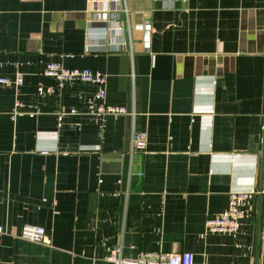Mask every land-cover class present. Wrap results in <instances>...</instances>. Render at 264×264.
<instances>
[{
    "label": "crops",
    "instance_id": "obj_1",
    "mask_svg": "<svg viewBox=\"0 0 264 264\" xmlns=\"http://www.w3.org/2000/svg\"><path fill=\"white\" fill-rule=\"evenodd\" d=\"M49 62L104 74L128 113H90L94 86L56 83ZM16 72L0 87V264H114L113 249L264 264V0H0V73ZM231 192L255 193L236 234L207 233Z\"/></svg>",
    "mask_w": 264,
    "mask_h": 264
},
{
    "label": "built area",
    "instance_id": "obj_2",
    "mask_svg": "<svg viewBox=\"0 0 264 264\" xmlns=\"http://www.w3.org/2000/svg\"><path fill=\"white\" fill-rule=\"evenodd\" d=\"M112 5H116V0H110ZM120 27H116V29ZM111 26L105 30L110 33ZM151 30L150 23L146 21L143 27V36L145 45H147L148 35ZM117 44L124 45L123 41ZM42 75L54 80L58 84L74 85L87 84L95 88L94 102L88 106L90 113L96 116H119L127 114V110L123 106L111 105L106 102V77L104 74L89 69H66L59 63L49 62L45 66ZM23 83V74L16 72L9 75L0 73V87H10L18 89ZM39 96L51 95L53 91L49 88L44 89L38 87ZM20 107L19 102L15 103V108ZM76 110H72L70 114H75ZM66 114H61L63 117ZM61 119V118H60ZM147 134L146 132H135L132 136V148L134 151H146ZM255 193L231 192L229 194L228 206L226 210L215 217H210L206 222V232L216 234L235 235L238 230V221L244 214V209L250 204ZM5 233L4 228L0 225V237ZM20 237L31 243L49 244L42 227L25 225L23 226ZM106 259L114 264H195L194 256L190 253H142L134 260L124 259L120 255L119 249L111 250ZM209 264V263H205Z\"/></svg>",
    "mask_w": 264,
    "mask_h": 264
}]
</instances>
